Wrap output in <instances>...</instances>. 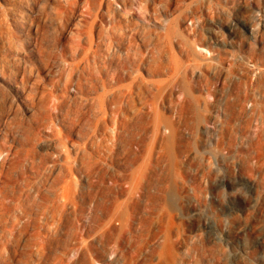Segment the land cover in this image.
<instances>
[{"label": "rangeland", "instance_id": "1", "mask_svg": "<svg viewBox=\"0 0 264 264\" xmlns=\"http://www.w3.org/2000/svg\"><path fill=\"white\" fill-rule=\"evenodd\" d=\"M84 3L0 0V264H264V0Z\"/></svg>", "mask_w": 264, "mask_h": 264}, {"label": "bare ground", "instance_id": "2", "mask_svg": "<svg viewBox=\"0 0 264 264\" xmlns=\"http://www.w3.org/2000/svg\"><path fill=\"white\" fill-rule=\"evenodd\" d=\"M74 4H75V3H74ZM105 5H106V7H107V10L111 8V4H110L109 1L106 2ZM84 7H85V9L87 10V12L91 11V9H92L93 7H92V4L90 3V0H85ZM87 12H85V13H87ZM95 22H96V21H95ZM95 22H94V23H95ZM111 36H112L111 33H108L107 39L110 38ZM95 53H96V52H95ZM94 55H95V54H94ZM94 55H93V56H94Z\"/></svg>", "mask_w": 264, "mask_h": 264}]
</instances>
